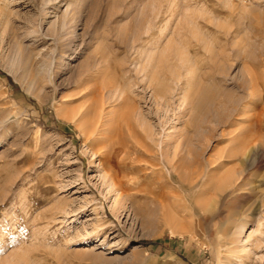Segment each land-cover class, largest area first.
<instances>
[{"label": "rangeland", "instance_id": "374dc122", "mask_svg": "<svg viewBox=\"0 0 264 264\" xmlns=\"http://www.w3.org/2000/svg\"><path fill=\"white\" fill-rule=\"evenodd\" d=\"M7 1L0 264H264V0Z\"/></svg>", "mask_w": 264, "mask_h": 264}, {"label": "bare ground", "instance_id": "6f19581e", "mask_svg": "<svg viewBox=\"0 0 264 264\" xmlns=\"http://www.w3.org/2000/svg\"><path fill=\"white\" fill-rule=\"evenodd\" d=\"M8 1L7 0H0V22L3 20H5L6 18H8ZM2 19V20H1ZM35 31L36 30H34L33 32H31L32 34H31V36L33 35V36H35ZM37 32V31H36ZM30 33V32H29ZM35 39V37H31V40H34ZM164 92V91H163ZM133 107V106H132ZM135 112V109H134V107L133 108H129L128 109V111L124 114V116L122 117L123 119H124V121H125V124H126V126H127V128H128V130L130 131V133H131V135H136L135 134V129H134V126L132 125V122L129 120L130 119V115H132V113H134ZM103 121V120H102ZM101 121V122H102ZM104 122V121H103ZM101 124H103V123H101ZM114 124V123H113ZM141 124V126L143 127V129H144V131L146 132V134H147V136L148 137H150V138H152V134H151V132L149 131L150 129H149V127L145 124V123H140ZM118 130V129H117ZM120 134H122V133H120ZM133 136H132V138H133ZM135 137V136H134ZM113 138V137H112ZM111 138V139H112ZM110 139V140H111ZM113 141V140H112ZM142 141V140H141ZM121 145H123V144H121ZM120 145V146H121ZM119 146V149L121 148L122 150H123V146L122 147H120ZM134 153L137 155V156H135V157H133L134 159H131V160H138V155H140L141 153H142V151L144 152L145 150H149V145L148 144H146V142L144 141V139H143V141L142 142H137V144L135 145L134 144ZM145 150H144V149ZM122 150H118V149H113V154L114 155H119L120 153H122ZM123 151H125V150H123ZM161 152H162V156H165V160H166V150H164V148L162 147V149H161ZM133 153V152H132ZM112 154V153H111ZM105 155H108L107 153L105 154ZM113 156V155H112ZM128 157H130V156H128ZM127 157V158H128ZM104 158H105V156L102 158V161L104 162ZM120 158V157H119ZM131 158V157H130ZM106 159V158H105ZM107 160V159H106ZM129 160V159H128ZM130 160V161H131ZM140 160H143L144 161V159L142 158V159H140ZM140 160H138L139 162H140ZM135 164H136V162L135 161H133ZM139 162H137V163H139ZM116 163V162H115ZM114 163V164H115ZM129 163V162H128ZM127 163V164H128ZM133 163V164H134ZM154 163V162H153ZM134 164V165H135ZM139 164H141V163H139ZM153 165V164H152ZM137 166V165H136ZM135 166H133L132 167V163H130V168H134ZM138 168H139V166H138ZM111 169L112 168H110L109 170L111 171ZM117 169V168H116ZM139 169H141V168H139ZM112 171H114V170H112ZM142 171V170H141ZM130 172V171H129ZM110 173V172H109ZM112 173V172H111ZM115 173V172H114ZM121 172H118L117 174H113L112 173V175L114 176H112L113 177V179H114V183H117L118 184V186H122V185H124L126 188H128V189H130V188H133L135 185H136V183H134V184H132V183H123L122 181H121V177H122V175H123V173L122 174H120ZM127 174V173H126ZM128 176V175H127ZM111 177V176H110ZM111 177V178H112ZM132 178V177H131ZM116 181V182H115ZM243 263V260L242 259H240L239 260V264H242Z\"/></svg>", "mask_w": 264, "mask_h": 264}]
</instances>
